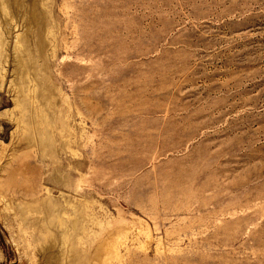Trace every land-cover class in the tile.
Returning a JSON list of instances; mask_svg holds the SVG:
<instances>
[{
  "label": "rangeland",
  "instance_id": "1",
  "mask_svg": "<svg viewBox=\"0 0 264 264\" xmlns=\"http://www.w3.org/2000/svg\"><path fill=\"white\" fill-rule=\"evenodd\" d=\"M0 264H264V0H0Z\"/></svg>",
  "mask_w": 264,
  "mask_h": 264
}]
</instances>
